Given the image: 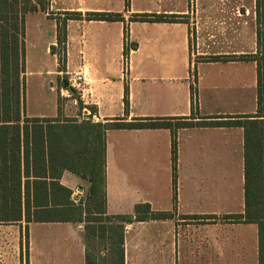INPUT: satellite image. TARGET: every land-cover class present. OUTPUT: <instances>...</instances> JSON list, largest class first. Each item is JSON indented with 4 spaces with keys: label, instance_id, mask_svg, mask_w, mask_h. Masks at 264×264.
I'll use <instances>...</instances> for the list:
<instances>
[{
    "label": "crops",
    "instance_id": "0c3cea01",
    "mask_svg": "<svg viewBox=\"0 0 264 264\" xmlns=\"http://www.w3.org/2000/svg\"><path fill=\"white\" fill-rule=\"evenodd\" d=\"M65 11L120 13L122 20L68 19L60 70L58 54L51 47L57 48L55 16L62 17ZM141 13L161 14L166 20L132 18ZM256 29V0H129L128 8L125 0H49L47 10L37 4L36 10L28 11L24 77L32 73L37 92L49 83L53 95H36L52 105L50 112L31 111L24 93V113L30 118L59 119L29 125V131L34 126L37 141L42 134L45 139V174L33 176L30 168L29 180H52L46 137L53 141L59 130L67 156L53 180L71 191L69 196L61 194L60 202L31 209L63 210L67 200L83 204L90 186L88 170L94 171L95 164L99 170L103 149L108 214L134 216L139 203L170 214L125 224L124 264H259L256 223L224 219L244 211V188L237 210L229 206L227 172L229 153L237 144L244 184L242 127L177 128L174 169L169 127L104 126L134 118L168 119L172 124L190 120L192 88L197 90L193 97L199 116L254 112L256 61L241 57L257 52ZM126 43L136 47L124 54ZM79 72L85 81L72 97L63 80ZM56 78L67 93L62 95L72 97L74 107L58 105L52 84ZM206 83L211 89L218 83L234 84L236 89L251 84L253 108L246 112L236 102L227 110L206 109L199 93ZM22 149L20 140L21 162ZM0 264H85L84 222L67 217L0 222Z\"/></svg>",
    "mask_w": 264,
    "mask_h": 264
},
{
    "label": "trees",
    "instance_id": "16d2710c",
    "mask_svg": "<svg viewBox=\"0 0 264 264\" xmlns=\"http://www.w3.org/2000/svg\"><path fill=\"white\" fill-rule=\"evenodd\" d=\"M47 10L49 0H0V222L20 220H42L69 218L84 222L85 264H124V226L133 219L170 217L169 213L153 211L149 204L134 206V216L108 214L105 207L103 149L100 168L88 170L90 182L85 202L68 201L63 210L48 207L49 201L60 202V195H70L71 191L53 178H58L64 166V151L61 132L54 133L53 141L47 136V157L49 174L52 180L30 181V168L33 176L45 174L44 143L35 136L34 126L40 121H59L58 118L26 117L24 113V19L28 11ZM129 7V0H125ZM52 13H50L51 15ZM63 16H55L57 21V48L51 51L58 54L59 69L63 70L65 60L66 22L68 19L122 20L120 13L65 11ZM134 20L164 21L161 14H134ZM256 42L257 52L244 58L256 61V106L252 113L242 115L199 116L196 112V99L192 93L190 120H178L175 124L168 119L134 118L131 121L118 120L104 124L105 128H150L169 127L172 132V160L176 161L175 131L179 127L239 126L243 129V175L244 211L227 214L224 219L235 222H253L258 226L259 264H264V0H256ZM136 47L135 43L131 44ZM124 47V54L129 51ZM76 90L73 89L72 96ZM124 101L127 103V88ZM197 114V115H196ZM37 139V140H36ZM22 142V162L17 149ZM76 153V152H74ZM52 159V171H51ZM22 163V169H21ZM23 176L25 179H23ZM32 184V185H31ZM66 211V213H64ZM67 214V215H65ZM97 243V247L92 245ZM27 245V239H26ZM27 256V251H26Z\"/></svg>",
    "mask_w": 264,
    "mask_h": 264
},
{
    "label": "rangeland",
    "instance_id": "374dc122",
    "mask_svg": "<svg viewBox=\"0 0 264 264\" xmlns=\"http://www.w3.org/2000/svg\"><path fill=\"white\" fill-rule=\"evenodd\" d=\"M130 20H133L130 18ZM132 43H128L127 45L131 47ZM242 56H250V55H242ZM244 58V57H241ZM248 57L244 58L247 60ZM28 69H32L31 65L29 64ZM63 77L62 79H64ZM34 79L35 77L32 76V73L25 79V102L28 110H43L46 112H50L52 109V105L50 103H43L42 99L36 98L37 93L41 95H45L50 97L53 95L52 92H49V83L45 86L41 92H37L34 88ZM52 84L55 86L56 91L58 92V105H64L65 107H74L75 105L72 103V97H76V91L74 92L72 97H69V100L66 99L65 95L67 94L65 91H62V83L60 79H54ZM215 86L208 87V84H201L200 86V96L203 97L205 101L206 109L212 110H227L229 108H234L236 102L240 104V108L244 109L246 112L248 109L253 108L254 106V87L251 84H244V88L239 87L238 89L235 88L234 84H214ZM236 89V90H235ZM65 90V88H64ZM195 96L197 94V90H194ZM65 95H62V94ZM44 100V99H43ZM46 101V100H45ZM48 101V99H47ZM196 111L198 112V108L196 106ZM249 112V111H248ZM175 124V122H174ZM237 147V144H234ZM233 146L231 148V152L229 153V162H228V187H229V206L231 209L237 210L239 205V198L243 195V184H242V177H241V167L238 163V156H241L240 148H236ZM224 154V152H223ZM225 168V164H224ZM234 197V200L232 199ZM228 206V207H229ZM92 245L95 244L97 247L96 242H92Z\"/></svg>",
    "mask_w": 264,
    "mask_h": 264
},
{
    "label": "built area",
    "instance_id": "2783aa9c",
    "mask_svg": "<svg viewBox=\"0 0 264 264\" xmlns=\"http://www.w3.org/2000/svg\"><path fill=\"white\" fill-rule=\"evenodd\" d=\"M127 44L128 43H126V45ZM84 81H85V78L82 72L69 76V83L71 87L75 89L76 91L81 90Z\"/></svg>",
    "mask_w": 264,
    "mask_h": 264
},
{
    "label": "water",
    "instance_id": "95a60500",
    "mask_svg": "<svg viewBox=\"0 0 264 264\" xmlns=\"http://www.w3.org/2000/svg\"><path fill=\"white\" fill-rule=\"evenodd\" d=\"M63 84H64V86H65L66 88H68L70 91H73V88L71 87V85H70V83H69V81H68L67 79H64V80H63ZM86 117H89V115L86 116Z\"/></svg>",
    "mask_w": 264,
    "mask_h": 264
}]
</instances>
